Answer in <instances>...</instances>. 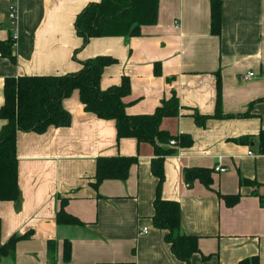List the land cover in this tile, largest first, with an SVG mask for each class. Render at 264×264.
I'll list each match as a JSON object with an SVG mask.
<instances>
[{
	"label": "crops",
	"instance_id": "0c3cea01",
	"mask_svg": "<svg viewBox=\"0 0 264 264\" xmlns=\"http://www.w3.org/2000/svg\"><path fill=\"white\" fill-rule=\"evenodd\" d=\"M91 1L0 0V108L6 79L77 72L82 61L99 55L117 59L105 68L103 88L130 78L129 114L153 113L176 93L178 114L164 117L161 128L180 139L188 135L191 144L165 145L175 152L165 157L163 196L180 203L181 231L199 238L191 264L255 257L264 264V206L254 187L240 182L254 179L264 194V0H222L220 35L211 31L210 0H159L156 23L142 25L137 35L91 38L75 59L83 44L76 18ZM13 5L15 60L5 54ZM251 71L254 76L243 79ZM218 79L223 118L214 117ZM63 105L72 115L69 126L17 134L20 197L0 201L1 243L21 238L0 264H186L154 225L153 144L118 139L115 121L87 111L78 90ZM196 114L207 117L204 124ZM4 123L0 119V131ZM116 155L138 161L126 180L107 179L95 188L97 159ZM191 167L213 170L211 188L186 180ZM237 193L233 206L219 195ZM63 202L81 224L57 221Z\"/></svg>",
	"mask_w": 264,
	"mask_h": 264
},
{
	"label": "trees",
	"instance_id": "16d2710c",
	"mask_svg": "<svg viewBox=\"0 0 264 264\" xmlns=\"http://www.w3.org/2000/svg\"><path fill=\"white\" fill-rule=\"evenodd\" d=\"M211 1V31L220 35L222 31V0ZM159 0H96L91 1L77 16L75 26L77 33L83 38V44L75 50L76 54L91 38L102 36L137 35L142 25L154 24L158 18ZM12 40V39H11ZM13 42V41H12ZM8 52L13 60L10 47ZM82 68L73 73L62 75H29L19 78H8L5 83V103L0 108V119L5 121L0 131V201H14L20 197L19 160L17 157V134L19 131L43 133L50 126H69L71 113L64 107L63 101L76 90L80 100L89 112L106 120H114L117 138L134 137L139 142L153 144L155 157L151 169L157 177V189L154 199V225L166 231L165 240L171 245L172 252L186 264L199 252L198 236L181 231V205L176 200H168L163 196L165 181V157L175 152V148H166L170 140L176 139L177 145L191 144L188 135L181 139L161 128L164 117L178 114L179 102L176 93L162 100L153 113L129 114L125 96L131 91L128 76H123L120 84L107 88L101 86L105 68L117 63V59L109 55H99L82 61ZM158 72V70H157ZM220 78V77H219ZM217 112L214 117L225 115L221 105V82L218 79ZM199 124H204L205 116L195 115ZM264 137V131L262 132ZM187 138H189L188 141ZM179 139V140H178ZM136 156H101L97 159L95 182L98 188L107 179L126 180L130 168L137 163ZM213 170L204 167H191L185 171L186 180L192 183L200 180L211 188ZM242 185H252L253 194L260 197L264 206V194L259 191L262 184L254 179L241 177ZM229 206L239 202L241 193L219 194ZM57 221L65 224H81V220L65 210L64 202L57 214ZM31 236V233L23 237ZM21 237L14 236L6 243H1L0 219V259L7 254ZM71 256V245H65V258ZM239 264H259V258L244 259Z\"/></svg>",
	"mask_w": 264,
	"mask_h": 264
},
{
	"label": "built area",
	"instance_id": "2783aa9c",
	"mask_svg": "<svg viewBox=\"0 0 264 264\" xmlns=\"http://www.w3.org/2000/svg\"><path fill=\"white\" fill-rule=\"evenodd\" d=\"M8 16H9L10 21H11L10 22L11 39L13 41V46H15L16 40L18 39V36H19V30H18V10L14 5L11 6V8L9 9ZM176 26L177 27L179 26V24L177 22H176ZM253 76H254V72L251 71L248 74H246L243 77V79H245V80L250 79ZM170 144L174 146V145H177V142L175 139H172V140H170ZM216 170L224 171L225 169L221 168L220 166H217ZM146 231H147V228H144L142 230V232H146Z\"/></svg>",
	"mask_w": 264,
	"mask_h": 264
}]
</instances>
